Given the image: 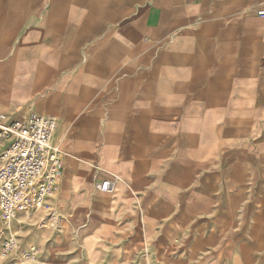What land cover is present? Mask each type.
Instances as JSON below:
<instances>
[{
    "label": "crops",
    "instance_id": "obj_1",
    "mask_svg": "<svg viewBox=\"0 0 264 264\" xmlns=\"http://www.w3.org/2000/svg\"><path fill=\"white\" fill-rule=\"evenodd\" d=\"M264 0H0V113L52 117L30 264H264ZM113 181L110 193L95 186ZM16 217V218H17ZM42 219L19 237L21 218ZM15 223H13L14 225Z\"/></svg>",
    "mask_w": 264,
    "mask_h": 264
},
{
    "label": "built area",
    "instance_id": "obj_2",
    "mask_svg": "<svg viewBox=\"0 0 264 264\" xmlns=\"http://www.w3.org/2000/svg\"><path fill=\"white\" fill-rule=\"evenodd\" d=\"M264 18V9L257 11ZM56 121L31 113L12 120L0 113V226L8 229L21 214L48 209L47 200L59 190L64 153L52 144ZM113 181L98 183L102 193L112 192ZM17 238L8 234L0 242V264H30L38 255L29 247L14 257Z\"/></svg>",
    "mask_w": 264,
    "mask_h": 264
},
{
    "label": "rangeland",
    "instance_id": "obj_3",
    "mask_svg": "<svg viewBox=\"0 0 264 264\" xmlns=\"http://www.w3.org/2000/svg\"><path fill=\"white\" fill-rule=\"evenodd\" d=\"M15 220H18V217L15 218ZM21 220H22V223H21L22 225L20 227H13V229H12L13 233L15 232L19 237L24 235V233L26 231L28 232L30 230H32V231L35 230L36 227L40 225L39 222L42 219H40L38 217H30V218L27 217V218H21ZM13 223H15V224L13 225ZM11 226H16V222L12 221ZM5 235H6L5 232L0 231V242L4 238Z\"/></svg>",
    "mask_w": 264,
    "mask_h": 264
}]
</instances>
